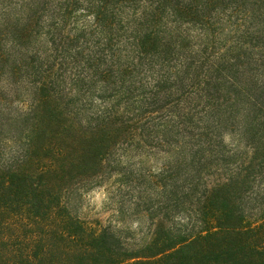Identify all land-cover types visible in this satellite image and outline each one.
<instances>
[{"label":"trees","instance_id":"16d2710c","mask_svg":"<svg viewBox=\"0 0 264 264\" xmlns=\"http://www.w3.org/2000/svg\"><path fill=\"white\" fill-rule=\"evenodd\" d=\"M1 2L0 264H264V0ZM145 148L214 223L132 251L66 203Z\"/></svg>","mask_w":264,"mask_h":264},{"label":"rangeland","instance_id":"374dc122","mask_svg":"<svg viewBox=\"0 0 264 264\" xmlns=\"http://www.w3.org/2000/svg\"><path fill=\"white\" fill-rule=\"evenodd\" d=\"M2 8L0 0V12ZM18 102L15 100L14 105ZM14 137L13 131L0 127L1 166L9 161L11 151L17 149ZM238 139L237 133L225 135L229 145ZM240 143L244 145L242 140ZM176 151L148 148L128 151L121 159L112 160L103 173L73 191L66 203L68 211L98 231L106 229L116 235L132 251L149 243L159 227L189 234L206 229L214 222L201 217L200 194L186 196L188 188L181 187L182 174L165 178L170 173L167 171L177 168ZM205 177L209 183L215 178ZM250 213L255 217L258 210Z\"/></svg>","mask_w":264,"mask_h":264}]
</instances>
